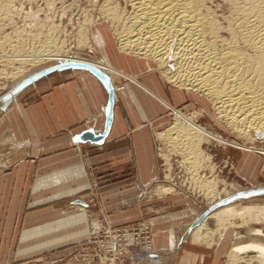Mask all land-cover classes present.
<instances>
[{"label": "crops", "instance_id": "0c3cea01", "mask_svg": "<svg viewBox=\"0 0 264 264\" xmlns=\"http://www.w3.org/2000/svg\"><path fill=\"white\" fill-rule=\"evenodd\" d=\"M100 45L102 61L111 70L106 74L114 87L112 106L109 88L88 70L75 68L54 70L23 92L0 98V140L11 134L15 147L0 160V238L22 225L21 234L31 242L16 253L32 259L84 237L69 231V226L85 221L83 215L33 210L86 192L89 174L95 173L105 190L101 202L111 225L150 217L154 226L151 253L139 261L130 256L126 264H248L228 260L239 234L241 242L250 241L245 230L228 226L217 240L194 242L192 224L201 213L195 203L177 195L140 203L141 187L157 177L149 125L167 103L146 65H136L137 72L117 69L106 45ZM119 78L124 82L116 87ZM86 133L101 140L81 141ZM27 187L31 197L25 212L20 191ZM44 221L55 222L43 225ZM44 234L51 238L39 245L37 236ZM5 247L0 245V264L10 262L12 251ZM62 256L55 253L51 259Z\"/></svg>", "mask_w": 264, "mask_h": 264}, {"label": "rangeland", "instance_id": "374dc122", "mask_svg": "<svg viewBox=\"0 0 264 264\" xmlns=\"http://www.w3.org/2000/svg\"><path fill=\"white\" fill-rule=\"evenodd\" d=\"M0 1L2 4L4 1V4L10 1V6L7 4L10 8H6L8 18L6 16L5 19H2L3 22L2 20L0 21L2 23L5 22L2 28L0 26V40L5 35L12 38L10 40L12 47H4L1 50V54L5 59L0 61V98L2 96L13 97L23 92L35 80L52 74L54 70L39 76L40 73L58 66V64L52 62H42L30 66L29 63L24 61L25 59L18 60V57L33 56V51L45 41L48 33H53V36L49 35V37L56 40V45L60 47L61 55L67 54L98 61L103 60L104 50L101 47L102 45H100V43H103L106 45L112 65L117 69L122 68L128 72H137L135 68L138 66L136 65L140 67L143 64L146 65V69L148 68L150 70L149 73L153 75H151L152 77L150 76L153 83L163 94L166 103L171 107V109L162 107V111L149 125L151 149L155 159L157 177L148 186L141 187L139 193L140 203L165 196H182L186 200L195 203L201 210L200 215L195 220L196 222L205 213H207V216L222 206L234 205V203L246 204L264 201V155L260 153V150L264 152V140L259 141V139L254 137L238 135L222 120L216 118V113L205 96L192 90L178 88L176 84L166 81L162 77L164 75L161 71L159 72L161 76L156 71L158 68L156 63H153L150 59L141 57L138 54H135L136 56L133 53L128 54L127 51H120L119 42L114 34V26L109 25V22L100 15L101 13L98 14L101 6L100 2L103 3L104 0ZM112 1L115 3L118 0ZM118 2L121 7H124L120 0ZM127 11L128 8H126ZM82 27H86L85 29L88 30L87 33L92 38L89 37L91 41H84L79 36L80 30L83 31L82 29H84ZM117 29L120 30V28ZM12 55L15 58H12ZM22 61L25 63L23 64ZM168 65L171 66L172 62L169 61ZM103 74L109 77V74ZM120 81L124 82L123 79L119 78L115 80L114 85L117 87ZM171 84L174 85L172 86ZM112 89L114 90V87ZM173 110L175 111L173 112ZM176 112H179L185 118H193V121L208 133L228 142V145H218V143L211 141L209 144L200 145V150L197 151L199 154L202 153V155L200 154L202 162L200 161L197 166L200 168L199 173L201 172L199 175L209 180L215 178L217 182L219 181L216 184V191H224V193H221L220 200L211 205H208L204 194L198 188L201 182L194 175L195 168L193 166L189 167L190 164L188 162L190 160L188 158L191 155L184 156L181 153L179 154L175 141L158 138V133L168 130L174 123V113ZM241 148H253L254 151L245 152L246 149L242 150ZM14 149L15 147L11 142L2 144L0 146V160H3L2 158L6 154L13 152ZM194 154L196 153L194 152ZM131 177L135 179L136 174H132ZM89 178L90 181L87 184L86 192L72 194L69 198L53 204L38 205V208L33 210L42 212L53 209L61 212L62 209L65 213H75L74 217L78 214L83 215L85 221L80 224L77 223L78 225L69 226V231L70 233H84L85 236L75 238L70 243H63L59 247L53 248V251L49 249L44 253L39 252L37 257L35 254L32 259L28 258L29 255L27 254V258L24 259L25 256L19 257L16 251L19 248H28L31 237H25L21 234L23 232L21 231V225L18 231L16 229L17 232L13 231L12 235L0 238V245L3 244L6 246V250L12 251L10 253V262L6 264H110L109 258L113 257L109 250L111 245L115 247V251L123 248V251L121 249L120 252L116 253L117 256L114 257L115 264H126L130 256H133L135 261H139V258L151 253L154 238V226L151 218L144 217L138 222L119 226L111 225L107 221L108 215L104 212L101 202L102 193L105 190L100 186L95 173H90ZM157 185L170 188L171 193L153 195L152 191ZM20 195L26 200V212L28 211L31 197L29 188H22ZM43 201H46L45 197ZM70 217H72V214H70ZM244 219L241 218L240 220V218L234 217L232 222L240 223ZM51 222L55 221H44L42 224L46 225ZM233 223L230 225L231 229L239 228L240 230H245L246 237L249 240L253 238L250 236L251 229L264 230V221L251 219V221H247V224L243 223V225L234 226ZM213 228L217 227L213 226ZM24 232L29 231L26 230ZM126 233L134 237L132 243H129L127 238H125ZM50 238V235H39L37 236L38 244H44ZM55 253L63 254V256L51 259V256L55 255ZM10 254L6 253L7 258Z\"/></svg>", "mask_w": 264, "mask_h": 264}, {"label": "bare ground", "instance_id": "6f19581e", "mask_svg": "<svg viewBox=\"0 0 264 264\" xmlns=\"http://www.w3.org/2000/svg\"><path fill=\"white\" fill-rule=\"evenodd\" d=\"M118 1L100 2L98 14L101 13L104 20L114 26L120 51L150 59L156 63V71H161L166 81L176 84L178 88L205 96L211 103L216 118L238 135L264 140V0H120L124 7ZM4 2L2 4L0 1V21L6 16L8 18L6 8H10V1L7 2L8 5ZM2 22L1 28L5 23ZM85 28L80 30L79 36L84 41H91ZM52 34L48 33L47 37L43 34L46 39H41L43 42L33 51V56L18 57V60L25 59L30 66L42 62L58 65L88 64L102 73L111 71L102 60L61 55L56 40L49 37ZM8 37L5 35L0 40V61L5 59L1 50L12 47V38ZM12 58L15 57L12 55ZM169 61L172 62L171 66V63L168 65ZM131 81L141 86L136 80ZM166 107L171 109L168 104ZM174 114V123L168 130L158 133V138L175 141L179 154L191 155L188 158L190 162L187 161L190 164L188 166L195 168L194 175L201 182L198 188L208 205H211L220 200L224 191H216L219 181L215 178L209 180L199 175L201 172L199 173L200 168L197 166L202 160V153L197 151L200 150V145L211 141L218 145H228V142L208 133L193 118H185L179 112ZM10 135L4 134L0 145L10 143L14 139ZM250 151L254 149L245 150ZM260 153L264 155L261 150ZM170 193V188L158 185L152 191L153 195ZM234 217L245 219L240 223H233ZM251 219L264 221V201L234 203L218 208L193 227L192 240L212 242L231 223L233 226L243 225ZM213 226L217 228L214 229ZM250 236L253 238L246 243L241 242L242 238L238 236L237 244L229 253V263L245 261L248 264H264V230L251 229ZM125 238L129 243L134 240L128 233ZM115 256L117 255L109 258L110 264H115Z\"/></svg>", "mask_w": 264, "mask_h": 264}, {"label": "water", "instance_id": "95a60500", "mask_svg": "<svg viewBox=\"0 0 264 264\" xmlns=\"http://www.w3.org/2000/svg\"><path fill=\"white\" fill-rule=\"evenodd\" d=\"M74 67H78V68H82V69H86L89 72H91L95 77H97L99 80H101L108 88H109V101H110V106H112L113 103V89L111 86V83L108 79V77L103 74L102 72H100L98 69H96L95 67L88 65V64H63V65H58L54 68H50L42 73L39 74V76H41L42 74H45L46 72L50 71V70H57V69H63V68H74ZM110 115V112H108V116ZM81 141H91V142H97L100 141V138H93L92 135H90L89 133L84 134L83 136L80 137ZM207 213H205L202 217H200L194 224L193 227L197 226L202 220L203 218L206 216Z\"/></svg>", "mask_w": 264, "mask_h": 264}, {"label": "built area", "instance_id": "2783aa9c", "mask_svg": "<svg viewBox=\"0 0 264 264\" xmlns=\"http://www.w3.org/2000/svg\"><path fill=\"white\" fill-rule=\"evenodd\" d=\"M113 248L115 249V247H114L113 245H111V246L109 247V250L111 251V253H112L113 256H114V255H116V251L113 250Z\"/></svg>", "mask_w": 264, "mask_h": 264}]
</instances>
